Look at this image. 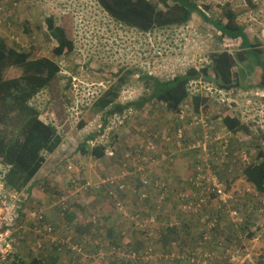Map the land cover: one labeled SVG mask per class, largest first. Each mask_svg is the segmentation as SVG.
<instances>
[{
    "label": "rangeland",
    "instance_id": "rangeland-1",
    "mask_svg": "<svg viewBox=\"0 0 264 264\" xmlns=\"http://www.w3.org/2000/svg\"><path fill=\"white\" fill-rule=\"evenodd\" d=\"M204 2L211 4L213 18L220 16L221 5L226 3L242 9L237 17L238 23L245 26L251 43L264 52V0ZM64 15L62 23L65 22L71 34L74 50L69 55L57 56L52 51L57 41L49 32L46 18L53 16L55 23L60 24ZM0 21L1 42L18 50L31 51V58L46 57L59 65V73L31 103L39 110L40 118L52 124L61 137L55 151L46 154V162L32 180L30 190L24 188L15 192L6 188L2 177L7 168L0 163V225L6 216L4 207L7 202L15 204L17 214L10 229L13 243L0 263L8 264L16 255L25 260L39 257L53 264H117L124 261L122 259H133L128 255L122 256L124 253L130 255L132 247L143 254L151 246L150 256L153 257L164 253L172 238L184 247L193 245L183 244V239H195L199 243L200 218L189 222L179 214L184 225L171 233L160 227H154L153 231L142 230L117 209L105 190L77 192L73 188V179L96 184L106 174L118 169L125 141L135 132L132 120L116 127L112 117L109 118L103 134L106 139L102 140L109 145L106 151L115 148L112 155L97 159L79 150L75 152V149L81 137L92 131L99 121L102 109L96 102L104 91L115 87L119 102L136 99L144 92L136 74L121 83L120 79L125 74L121 71H143L156 77H173L190 66L199 69L208 64V56L213 51L236 50L239 40L219 41L213 26L200 20L196 14L185 25L142 33L115 21L96 0H0ZM249 68L244 69L245 76L249 75ZM254 75L259 79L260 70L257 69ZM189 92V102L196 94L205 96L201 111L220 140L228 141L229 157L219 164L210 165L207 171L222 177L223 183L227 184L226 192L233 197V208L245 220L243 224L232 223L224 216L221 219L223 227L217 230L218 235L215 234L220 244L199 243L196 251L215 250L219 257L217 263L227 264L224 249L233 245L240 249L238 256L248 253L255 263L264 264V192L256 191L241 174L243 166L254 159L256 144L264 146V90H220L210 82L198 79L190 83ZM131 109L136 112L133 119L138 125L173 129L175 113L168 112L155 99L142 109ZM89 113L94 117L90 116L88 123L79 128L81 117ZM225 116L239 118L248 131L229 132L222 123ZM187 134V138L195 139L198 130L195 128ZM180 156L184 159L177 157L172 172H168L173 186L168 192L169 204L174 205V193L188 189L185 179L195 168L197 159L196 152L190 150ZM123 198L130 210L153 208V201L146 200L137 205L131 195ZM210 216L207 212L204 217ZM108 227L115 229L119 243L126 244L121 246L122 249H111L109 244L112 240L106 232ZM165 238L169 239L167 244H164ZM95 245L99 246L95 248ZM134 260L140 264H189L159 258L146 261L136 257Z\"/></svg>",
    "mask_w": 264,
    "mask_h": 264
},
{
    "label": "trees",
    "instance_id": "trees-1",
    "mask_svg": "<svg viewBox=\"0 0 264 264\" xmlns=\"http://www.w3.org/2000/svg\"><path fill=\"white\" fill-rule=\"evenodd\" d=\"M96 1L115 21L142 33L185 25L192 15L196 14L200 20L213 26L219 41L238 39L239 47L232 52L228 50L213 51L208 56V64L199 69L190 66L173 77L161 78L143 71L138 73L121 71L125 73L120 79L121 83L127 82L128 77L136 74V79L142 84L144 92L140 95L141 97L119 102L116 100L115 87L104 91L96 102L98 108L102 109L99 121L92 131L81 137L75 152L79 150L80 153L97 159L105 157L108 144L91 146L89 142L104 132L108 118L114 113H122L126 108L142 109L152 99L161 102L166 110L174 113L183 105H186L185 107L192 106V108L189 107L191 111L188 115V119L191 120L192 114H197L196 111L203 107L202 104L205 101V96L196 94L191 97L189 102L190 83L198 79L206 80L220 90L229 91L233 88L264 90V52L251 43L245 32V26L238 23L237 17L242 9L236 8L234 4L221 5L220 16L213 18L210 12L211 4L205 3L204 0ZM61 18V23L56 24L54 17L49 16L46 18V25L50 34L57 41V45L52 50L53 54L66 56L74 50V41L64 25L65 22L62 23L65 21V15ZM31 55V51L18 50L0 41V163L7 168L2 177L4 186L15 192H20L24 188L31 189L32 180L46 162V154L53 153L61 142V137L55 127L44 122L40 118L39 110L31 103L37 93L47 87L56 77L60 67L57 62L49 58H31ZM254 64L256 66L251 70ZM248 67H250L247 71L249 77L244 73V69ZM257 69L260 70L259 79L254 75ZM242 77L247 78L243 79ZM255 78L256 82H254ZM146 90L149 92L146 93ZM90 116L93 118L94 114L89 113L87 116H82L78 127L82 128L86 125ZM222 123L231 133L248 131L247 126L242 124L239 118L225 116ZM186 135L188 136V134ZM188 140L191 139L188 138ZM256 148L254 159L243 166L241 174L256 191L264 192V146L256 144ZM218 178L223 182L221 176ZM135 186L139 187L137 184ZM169 188H173L172 180ZM167 199L169 200V197ZM174 230L166 231L171 233L175 232ZM106 232L112 240V243L109 244L112 245L111 249L120 250L121 246L126 245L123 242L119 243L113 227H108ZM168 240L165 238L164 244H167ZM183 240L185 241V239ZM97 246L99 245H95V248ZM134 249L131 250L137 252ZM140 257L141 253L137 252V259ZM122 260L124 261L117 264H137V260L134 259ZM8 264L53 263L39 257L25 260L15 255Z\"/></svg>",
    "mask_w": 264,
    "mask_h": 264
},
{
    "label": "built area",
    "instance_id": "built-area-1",
    "mask_svg": "<svg viewBox=\"0 0 264 264\" xmlns=\"http://www.w3.org/2000/svg\"><path fill=\"white\" fill-rule=\"evenodd\" d=\"M135 113L133 109L126 108L122 113L117 112L110 116L116 127L124 126L129 123L130 119L135 128V132L130 135V138H127L126 147L119 155L118 169L114 173L106 174L96 184H91L89 180L78 182L73 179V188L77 192L91 189L105 190L117 209L135 227L142 230L151 229L153 231L154 227H160L165 230L176 229L179 231L184 225L178 217L179 214L185 216L189 222L191 219L200 218L201 230L197 240L203 244L212 243L214 232L220 221L218 214L208 218L204 217L207 214V209L218 208V204L225 205L233 197L226 192V185L218 176L207 171V168L223 161L228 156V141L220 140L202 111L198 116L192 115L191 120L188 119L189 109L187 107L176 111L174 114L175 124H172L173 129L154 127V125H149V127L144 124L138 125L133 119ZM195 128L198 133H201V137L188 140L187 132L193 131ZM103 134L105 133L103 132L100 138L90 141V145L104 144L102 139H106V137ZM113 149L115 151V148ZM113 149L110 152L106 151V154L112 155ZM189 150L198 152V158L194 163L195 168L193 167L192 173L185 179L188 189H179L174 193L175 205L173 206L167 199L170 191L169 185H171V177L168 174V172H172L170 165L173 164L176 154ZM127 195L134 197L137 205L146 200L153 201V208L148 210L139 207L136 210H130L123 198ZM4 208L7 212L0 225V260H4L10 251L13 243L10 229L14 224L13 220L17 217L14 203L8 204L7 202ZM226 212L232 221L243 222L244 219L240 218L237 209L230 208ZM182 233L179 232V234ZM176 240V238L172 240L169 248L162 254H155L151 257L152 248L149 246L141 254V257L146 261L159 258L176 263L220 264V261L218 263L216 261L219 257L215 250L208 248L197 252L196 249L181 248ZM239 251L240 249L233 245L224 249L225 257L230 264L233 262L236 264H257L248 253L238 256ZM126 255L134 259L137 257V252L132 251L130 255L124 253L122 256Z\"/></svg>",
    "mask_w": 264,
    "mask_h": 264
},
{
    "label": "crops",
    "instance_id": "crops-1",
    "mask_svg": "<svg viewBox=\"0 0 264 264\" xmlns=\"http://www.w3.org/2000/svg\"><path fill=\"white\" fill-rule=\"evenodd\" d=\"M153 100V99H152ZM151 100V101H152ZM185 106L186 105H183L182 107H180L178 110H180V109H185ZM189 106V105H188ZM190 107V106H189ZM189 107H187L188 109H189V111H191V109L189 108ZM177 110V111H178ZM193 110V109H192ZM193 111H195V110H193ZM169 112V111H168ZM197 112V114H192V115H199L200 114V112H201V108L199 109V111H196ZM155 127V126H154ZM214 131H215V129H214ZM216 133V132H215ZM217 134V133H216ZM201 137V133H199V135H197L196 136V138H200ZM191 140H192V138H190ZM228 152H229V144H228V150H227ZM182 153H179V154H176L175 155V157H174V162H173V164H171L170 165V168H172L171 170H173V168H174V165H175V163L177 162V157H178V159H184L183 157H181L180 155H181ZM196 155H198V152H196ZM229 155H230V152L228 153V156L225 158V159H227L228 157H229ZM198 158V157H197ZM224 159V160H225ZM197 160V159H196ZM196 163V162H195ZM218 164H219V162H218ZM192 173V172H191ZM190 173V174H191ZM189 174V175H190ZM186 182V181H185ZM21 205V204H20ZM219 205V207L217 208V207H210L209 209H207V212L208 213H210V215L211 216H213V215H215V214H218V219H219V221H220V224H219V226L216 228V230H215V232H214V235H213V242L212 243H210V244H208V243H205V245L207 244V245H211V246H216L217 244H220V241L219 240H217V236H215V234H217L218 235V231L217 230H220V228L222 229V227H223V225L221 224L222 222H221V219L225 216V217H227L232 223H233V221L228 217V215H227V212H226V210L227 209H230V208H232L233 209V200L232 201H230V202H228L227 204H225V205H223V204H218ZM199 225H201V224H199ZM175 231V230H174ZM200 233V232H199ZM198 239H199V234H198V237H197ZM172 240H175V239H173L172 238ZM171 240V241H172ZM171 241L169 242V245H170V243H171ZM186 242H188L187 244L189 245V246H191V245H193V247H184V246H182V245H180V246H182L181 248H186V249H196V247H197V245H199V243L197 244V242H196V240L194 239V240H191V239H188V240H185L184 242H183V244H185L186 245ZM229 243H231V242H229ZM179 244V243H178ZM61 248L58 246V250H60ZM57 254H58V252H57Z\"/></svg>",
    "mask_w": 264,
    "mask_h": 264
}]
</instances>
